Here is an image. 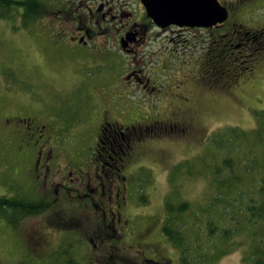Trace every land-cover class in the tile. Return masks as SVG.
Wrapping results in <instances>:
<instances>
[{"label":"rangeland","instance_id":"obj_1","mask_svg":"<svg viewBox=\"0 0 264 264\" xmlns=\"http://www.w3.org/2000/svg\"><path fill=\"white\" fill-rule=\"evenodd\" d=\"M12 13L15 17L10 20L0 18V195L19 193L25 199H41L16 150L21 145L36 146L32 135L26 134L31 123L27 119H35L50 127L52 146L60 154L62 162L64 158V161L72 165V169L78 167L92 173L97 139L104 120L116 125L139 123L146 126L154 119H175V111L188 108L190 116L187 115L193 125L191 129L179 137L145 140L136 149L141 152L140 158L136 163L129 164L128 168L134 171V177L139 183L130 188L133 199L128 214L133 219L135 230L149 228L147 241L153 243L151 250L145 252L146 257L166 264H179L178 252L161 233L165 216L164 201L171 188L170 170L178 163L198 158L207 148L211 135L223 128L237 127L246 132L256 129V113L264 111V51L258 55L256 62L252 58L242 57L235 63L237 73L240 72L239 67L254 66L252 74L237 77L227 89L208 90L204 85L207 91L200 90L196 84L202 82L196 59L199 52L191 57L175 54L172 58L166 52L158 54L146 66L152 68V65L157 66V62L160 67L167 66L163 74H156L155 77L159 79L162 88L168 90L169 95L144 105L139 100H142L141 92H136L130 94L136 97L125 95L117 104L108 106L96 100L92 84L95 81L94 75L99 73L89 63L85 64V52L77 50L72 53L63 48L55 50L48 43L49 37L58 36L53 29H47L50 34L45 37L49 17L44 16L25 24L16 11ZM241 14L244 16L241 24L246 29L253 32L261 29L264 27V0L251 9L249 7L236 12L235 16ZM203 33L198 32L203 38L206 34L213 36L212 33ZM148 46V50L152 51L173 48L168 42L151 43ZM121 61L119 56L111 52L105 63L118 66ZM184 80L188 84L182 86L180 81ZM180 96H193L195 100L179 103L177 98L181 100ZM16 116L17 119L9 124L3 123L4 117L12 119ZM13 128H18L22 136L12 134ZM254 137V134L250 135V144L255 142ZM252 148L259 160L264 161V148L262 150L256 144ZM238 155L240 157L242 152ZM254 174L257 180L259 175L256 172ZM76 175L74 172L71 178ZM177 181L184 199L193 202L195 207L202 205V201L204 203V192L209 180L195 176L181 177ZM94 186L92 183L91 188ZM144 198L147 201L145 203L142 202ZM18 225L13 228L0 216V264H15L20 259L33 256L41 260L59 247L63 234L53 227L51 214L24 217ZM37 229L47 238L48 246L43 250H35L26 240V234ZM85 235L82 231L75 233V237L69 234L63 242L78 240L76 249L81 264H99L94 259V250ZM135 251L138 250L127 248V256L141 260L142 256ZM242 255L241 250H236L216 264H250L242 261ZM99 262L126 264L120 260Z\"/></svg>","mask_w":264,"mask_h":264},{"label":"flooded vegetation","instance_id":"obj_2","mask_svg":"<svg viewBox=\"0 0 264 264\" xmlns=\"http://www.w3.org/2000/svg\"><path fill=\"white\" fill-rule=\"evenodd\" d=\"M217 1L227 10L228 18L211 29L178 27L174 24L162 28L148 16L141 0H116L115 3L113 0L47 1L50 8L55 7L47 16L49 23L45 26V37L50 34L47 29H53L54 34L58 35L57 38H48L53 49L85 52V64L89 63L100 74L94 75L92 84L96 100L113 106L125 95L141 92L142 100H139L145 105L169 95L155 77L156 74H163L167 66L160 67L157 62V66L147 67L151 59L164 52L169 58L175 54L191 57L199 52L196 59L201 61L209 48L210 35L206 34L203 38L198 32L212 33L213 37H217L224 34L225 27H228L230 33L236 34L238 28L243 26L241 22L244 16H235V13L249 7L251 9L261 0ZM262 29L264 27L254 32L259 33ZM159 42H168L173 48L148 50L149 44ZM111 52L121 58L118 66L105 63ZM180 83L183 86L188 81ZM196 84L200 90L207 91L205 86L198 82ZM180 99L177 98L179 103L195 100L193 96H180ZM174 114L175 119H171L167 125L168 131L183 135L193 126L188 117L190 110L187 108ZM13 119H17V116L12 119L4 117L3 123L9 124ZM27 120L31 123L26 134L32 135L36 146L21 145L16 149L17 155H20V162L25 165L26 174L33 181L34 190L39 191V198H49L50 206L42 214H51L53 227L64 235L60 241L69 234L75 237V233L82 231L99 264L102 260L158 264L145 255L153 244L147 241L149 228L135 230L133 219L128 214L133 199L130 188L139 184L134 171L128 168L141 156V152L136 149L147 140L143 139V131L156 133L155 128L160 120L154 119L146 126L139 123L116 125L104 120L97 139L92 173L78 167L72 169V165L64 158L62 162L60 154L52 146L50 127L35 119ZM12 134L22 136L18 128H13ZM74 172L77 175L71 178ZM92 183L95 184L93 188ZM26 240L35 250H43L48 246L46 236L38 229L26 234ZM127 248L138 250L134 253L141 255V260L127 256Z\"/></svg>","mask_w":264,"mask_h":264},{"label":"trees","instance_id":"obj_3","mask_svg":"<svg viewBox=\"0 0 264 264\" xmlns=\"http://www.w3.org/2000/svg\"><path fill=\"white\" fill-rule=\"evenodd\" d=\"M46 2L0 0V18L10 20L15 17L12 11H16L23 23L35 22L51 14L52 8ZM238 31L230 33L227 28L224 34L210 37L207 53L197 66L201 72L200 83L208 89H227L237 77L253 73L252 65L239 67L237 73L235 63L242 57L257 61L264 51L261 47L264 29L256 33L240 26ZM256 119L257 127L252 132L226 127L213 133L203 154L193 161L178 163L170 170L171 188L164 201L161 233L178 252L179 264H216L236 250L242 251V261L264 264V161L259 160L252 148L253 144L264 148V111L257 112ZM170 120H160L156 133L143 131V139L182 135L168 131ZM253 134L255 142L250 144ZM255 172L259 175L257 180ZM195 176L209 180L205 201L198 207L183 198L177 181L181 177ZM48 199H25L19 193L0 195V216L16 228L24 217L37 216L47 210ZM142 202L147 201L144 198ZM64 242L41 260L33 256L37 258H23L15 264H81L75 242Z\"/></svg>","mask_w":264,"mask_h":264},{"label":"water","instance_id":"obj_4","mask_svg":"<svg viewBox=\"0 0 264 264\" xmlns=\"http://www.w3.org/2000/svg\"><path fill=\"white\" fill-rule=\"evenodd\" d=\"M147 14L162 28H212L228 17L227 10L217 0H141Z\"/></svg>","mask_w":264,"mask_h":264}]
</instances>
